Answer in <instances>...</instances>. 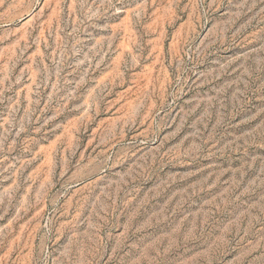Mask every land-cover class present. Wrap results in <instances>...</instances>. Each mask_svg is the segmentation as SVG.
Here are the masks:
<instances>
[{"label": "rangeland", "instance_id": "1", "mask_svg": "<svg viewBox=\"0 0 264 264\" xmlns=\"http://www.w3.org/2000/svg\"><path fill=\"white\" fill-rule=\"evenodd\" d=\"M0 264H264V0H0Z\"/></svg>", "mask_w": 264, "mask_h": 264}]
</instances>
